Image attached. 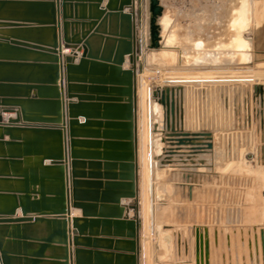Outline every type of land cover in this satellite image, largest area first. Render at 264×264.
Returning a JSON list of instances; mask_svg holds the SVG:
<instances>
[{
  "label": "water",
  "instance_id": "obj_1",
  "mask_svg": "<svg viewBox=\"0 0 264 264\" xmlns=\"http://www.w3.org/2000/svg\"><path fill=\"white\" fill-rule=\"evenodd\" d=\"M21 1L34 3L48 11L46 20L37 26L42 32H50L51 41L49 44L41 40L34 42L35 37L29 35L32 30L30 20L11 21L13 23L10 26L19 32L22 30L21 35L0 39L25 50L40 51L52 58L49 65L54 73L49 78L50 83L34 85L33 88L54 89L55 95L51 101L56 109L52 116L39 117L27 113L20 104H2L0 129L3 134L0 135V145L10 147L20 144L21 138L14 136L13 132L46 134L55 138L57 148L54 153L41 155L39 167L45 171L56 170L55 181L59 187L54 191H46L42 183L39 185L36 179H28L23 173L0 174V179L23 183L21 189L0 190L1 200L13 199L12 207L0 208V227L6 229L0 230V264H102L100 252L83 250L97 249L100 239L97 231L100 227L106 230L107 250L117 252V262L123 258L122 264H142L137 82L142 47L147 51L167 47L164 46L167 28H162L164 10L160 0H145L144 44L139 30L138 0H105L107 3L104 7H101L104 0ZM255 1L256 6L249 20L237 33L247 46H233L230 40L220 42L212 50L215 56L212 60H205L211 56L203 55L207 52V49H203L202 56L199 55L197 60L193 58L187 66L251 67L264 62V0ZM111 20L115 23L114 27ZM229 33L234 39L236 30H230ZM99 44H104L103 48ZM62 47L70 50L71 54L62 55ZM126 58L129 59V66L124 69ZM184 89L167 85L154 86L152 89L154 114L155 107L158 108L152 124L154 147L158 133L162 135L160 142L168 144L162 149L164 158L160 154L155 156L156 160H160L158 166L161 168L167 165L206 167L204 160L196 163L194 158L200 153H210L213 147L211 131L184 130ZM237 92H234L236 97L247 99L245 104L248 107L250 98L255 106L251 115L245 107L248 112V117L244 118L246 122L250 123L251 118L263 130L264 85H253L251 89H238ZM4 113L13 114L14 117L4 119ZM249 128L247 125L235 127L234 130ZM4 137L8 140H4ZM183 147H187L188 154L185 157L179 155ZM25 155L26 152L22 156L2 155L0 161L21 164ZM175 155L176 159H172ZM212 177L195 172H171L168 180L175 183V202L191 203L196 185H210ZM37 185L39 190L29 188ZM122 199L130 200L131 203L121 205ZM103 206L107 209L103 210ZM70 208L81 210V217L69 219ZM18 209L21 216L16 215ZM129 210L133 211L131 219L127 217ZM180 214L181 209L176 208V220L181 223L183 219ZM36 224H44L48 235L25 237L20 234V225ZM159 234L160 227L157 226V239ZM177 238L180 243L179 234ZM194 238L195 264H210L208 230L205 229L202 234L196 229ZM213 239L214 244H217L216 232ZM227 241L229 244V238ZM112 243L116 245L114 249L111 248ZM258 244L264 264L263 229H260L259 237H254L256 253ZM248 245L251 250V241ZM34 246L37 249L30 252ZM47 251L51 255H47ZM84 255L93 256L94 263L85 262ZM108 256L111 258L114 255ZM112 263V259L104 262Z\"/></svg>",
  "mask_w": 264,
  "mask_h": 264
},
{
  "label": "rangeland",
  "instance_id": "obj_2",
  "mask_svg": "<svg viewBox=\"0 0 264 264\" xmlns=\"http://www.w3.org/2000/svg\"><path fill=\"white\" fill-rule=\"evenodd\" d=\"M255 3V0H160L164 10L161 19L162 28L163 30L167 28V39H165L164 46L167 47L152 51H147L142 47L138 70L140 216L143 225L141 234L142 264H195L194 252L189 244L191 238L187 236L189 233L187 230L181 231L186 223L184 220L181 223L176 220V208H180L181 203L175 202L173 187L171 186V189L169 186L167 189V182L172 184L167 178V167L170 165L161 168L158 166L160 160L155 159L157 154H160L161 158L164 157L163 146L160 142L161 133H158L157 141H155L156 147H154L155 138L153 137L152 124L153 119L157 117L158 108L155 107L156 114H154L152 89L154 86L162 87L164 85L184 87L186 90L193 86L196 89H201L194 93L196 97L199 96L192 103L193 108H191L194 116L201 118L206 123L209 121V125H211V121H214L216 123L215 130H213L214 134L218 132L229 133L230 129L234 130L235 127H238L237 125H231V127V120L241 121L244 112L246 113L245 107L251 115L255 106L252 98L249 99L248 107V104H245L247 99L238 98L235 93H238V89H251L253 85H264V65L259 66L256 63L251 67L221 68H199V66L187 65L191 63L193 58L197 60L199 55L202 56L206 49L207 52L203 55L206 54L211 57L205 60H212V57H215L212 50L220 42L226 43L230 40L233 46L235 44L239 48L247 46L244 39L237 33L249 20L250 14L256 6ZM138 21L142 43L144 44L145 0H138ZM230 30H236V36L233 35L235 40L231 37ZM159 123L161 127L160 119ZM255 123L249 124L248 131L252 130L254 135H252V154L249 155L248 161L252 159L253 162L255 154H259V163L264 165V129L255 127L257 125ZM232 132H235L234 137L236 138L233 140V146L236 147H232L234 154H237V150L244 148L245 143L247 145L249 141L240 135L239 132H243L242 129ZM245 135L249 139V135ZM214 138L215 140L218 138L216 134ZM221 139L223 146L219 147L226 151L227 149L224 148H228L227 139L223 137ZM212 152L213 147L210 153L200 154L209 155ZM238 154L234 155L235 160L239 159ZM204 162L207 166L200 165V167L209 170L211 165L205 160ZM253 163L256 164V162ZM262 178L264 179L263 175ZM210 186L211 184L208 185V189ZM205 198V200L211 201L210 196ZM157 226L160 227L158 239L155 235ZM200 233L203 234V232ZM178 234L181 237L180 243H178ZM181 234H184V238ZM208 236L210 264H234L232 261L235 264H258L257 262L261 261L260 246L258 244V253H256L254 245L255 236L251 242V250L248 245L251 240L245 241V238L240 236L239 240L241 243L244 242V246H237L232 250L226 244V248L222 247L219 252L211 251L209 230ZM185 244H187V253H185ZM247 260L248 263H246Z\"/></svg>",
  "mask_w": 264,
  "mask_h": 264
},
{
  "label": "crops",
  "instance_id": "obj_3",
  "mask_svg": "<svg viewBox=\"0 0 264 264\" xmlns=\"http://www.w3.org/2000/svg\"><path fill=\"white\" fill-rule=\"evenodd\" d=\"M106 3L107 1L104 0L101 7H104ZM33 4L34 3H26L21 0H0V38L5 36L13 37L21 35L22 30L19 32L20 30L17 28L11 27L10 23H13L11 21L30 20L32 21L30 26L32 27V30H30L31 32L29 35L31 38L35 37L33 41L41 40L42 43L49 44L51 41L50 32H42V30H39L40 26H37L39 23L46 20L45 15L48 14V11L44 10L41 6H35ZM110 23L113 27L115 26L113 20H111ZM103 45L99 44L98 46H102L103 48ZM61 49L62 55L71 54L70 50L65 52L63 47ZM81 54L82 51L78 53V57H80ZM51 59L52 58L50 56L44 55L40 51L31 49L25 50L22 47L11 45L9 42L0 39V107L2 104L6 103L20 104L27 113H32L34 116H52L56 109L55 104L51 101V98L55 95V90L50 87H39L38 90L33 88L34 85L43 86L44 84L50 83L49 78L54 73V70L50 68L49 65ZM128 66L129 59L126 58L123 68L126 69ZM197 90L199 91L201 89H196L194 86L187 90L185 89L183 102V128L185 131H197L202 129L213 133L216 124L214 121H211L212 123L209 125V121L206 123L201 118H196L193 114L192 103L195 98L197 99L199 97L194 95ZM246 115L247 114L244 112V117L241 121L231 120L230 126L237 125L238 127H245L251 124V118L250 123H247L244 119ZM2 116L4 119L14 117L13 114L6 113ZM79 120L82 121V119ZM255 124H257L255 127H258V122ZM230 130L231 131H229V133H215L218 137L216 140L214 138L215 134L213 133V152L209 155L198 154L194 158L196 163L199 160L207 161L211 165L209 170L200 167V165H170L167 167V178L171 172L175 171L195 172L197 174L208 173L213 176L210 189H208V185L205 184L199 186L196 185L193 190L192 202L180 204V217L186 223V225L182 227L183 229H181V231L185 232V230H187L189 233L187 236L191 238L189 244L193 252L195 246L194 231L196 229H199L200 232H204L206 228L209 230L211 251L215 252H219L222 247L226 248V244L227 247L232 250L234 247L244 246V242L241 243L239 240L240 236H243L245 241L250 239L251 242H253V237L255 235H257V237L259 236L260 229L264 230V179L262 178V175L264 177V165L259 163V154H255L253 162H256V164L252 162V159L251 161H248L249 155L252 154V135L254 134L252 130L248 131L249 129L239 132L243 138H247L249 143L247 145L245 143L244 148L239 151L237 150L236 153H239V159L235 160L234 155L236 156L237 154H234V148L236 146H233V140H236V138L234 137L235 132H232L234 130ZM2 134L3 131L0 129V135L2 136ZM244 134L249 135V139L248 136H244ZM13 135L19 136L22 141L20 144L10 147L0 145V156L8 154H17L22 156L25 152L27 155L22 157L23 161L21 164H10L9 162L4 163L0 161V174L6 176L13 175L14 173H23L28 179H36L39 185L42 183V186L46 191H54L55 188H58L59 184L55 181L57 171H45L39 167V162L42 159L41 155L54 153V150L57 148L56 139L50 135L33 134L29 132H13ZM221 137L227 139L228 148H224L225 150L227 149L226 151L221 148L223 146ZM3 139L8 140L7 137H4ZM219 139L221 140L219 141ZM162 146L163 148H166L168 144H162ZM179 152V155H182V157H185V155L188 154L187 149L184 148ZM176 157L177 156L175 155L172 159H176ZM45 164H48V161H45ZM39 185L35 187L30 186L29 188L31 190H39ZM22 186L23 183L17 180L0 179V190H17L21 189ZM169 186L170 188L171 186L173 187V183L169 184L167 182V189ZM198 189H208L211 191L205 192L201 190L199 191ZM205 195L210 196V202L209 200H205ZM130 203V200H121V205H128ZM12 206V198H4L3 200L0 199V208H10ZM102 209L105 210L107 208L103 206ZM16 215L21 216L19 209L17 210ZM132 216L133 211L129 210L127 213L128 219H131ZM80 217L81 210L70 208V215L68 216L69 219ZM68 229L71 230V225L69 224ZM0 230L6 231V229L4 230L3 228ZM20 231V234L25 237H45L49 233L44 224L24 227L23 225H20ZM216 231L218 233V240L217 244H214L213 234ZM97 232V234L100 235V239L97 242V249L84 248L83 250L100 252L102 264H104L105 260L109 259H112V264H116L117 261L115 260V254H117V252L107 250L109 244L105 242V240L108 239L105 237L107 235H104L106 234L104 233L106 230H102L100 227ZM181 235L184 238V234ZM227 237L229 238V244L226 239ZM111 246V248L114 249L116 245L115 243H112ZM36 249L37 246H34L31 248L30 252L35 251ZM46 254L51 255L49 251H47ZM108 254H113L114 256L110 258ZM56 255L59 254L56 253ZM83 257L85 262L94 263L93 256L84 255ZM122 261L123 258H121L117 263H124ZM232 262L235 264L234 261ZM246 263H248V260ZM257 263L261 264V261ZM13 264L18 263L14 262Z\"/></svg>",
  "mask_w": 264,
  "mask_h": 264
},
{
  "label": "bare ground",
  "instance_id": "obj_4",
  "mask_svg": "<svg viewBox=\"0 0 264 264\" xmlns=\"http://www.w3.org/2000/svg\"><path fill=\"white\" fill-rule=\"evenodd\" d=\"M169 21V20H168ZM231 21V20H230ZM242 27V26H241ZM239 36V35H238ZM239 39V38H238ZM235 40V39H234ZM241 41V40H240ZM243 44V43H242ZM64 51H69V50H64ZM257 65L261 66V65H264V63H257ZM138 84H139V79H138V82H137V96L139 97V92H138ZM199 109V108H198ZM138 144L140 145V142H139V120H138ZM139 151V150H138ZM139 158V156H138ZM140 166V164H139ZM139 171H140V168H139ZM140 215H141V212H140Z\"/></svg>",
  "mask_w": 264,
  "mask_h": 264
}]
</instances>
